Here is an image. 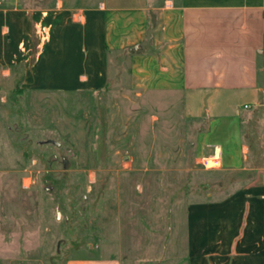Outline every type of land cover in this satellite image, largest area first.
Here are the masks:
<instances>
[{"label":"crops","instance_id":"obj_1","mask_svg":"<svg viewBox=\"0 0 264 264\" xmlns=\"http://www.w3.org/2000/svg\"><path fill=\"white\" fill-rule=\"evenodd\" d=\"M112 58L115 75L126 64L144 89L185 96L217 165V194L187 208L185 264H264V0H0V91L102 90Z\"/></svg>","mask_w":264,"mask_h":264},{"label":"rangeland","instance_id":"obj_2","mask_svg":"<svg viewBox=\"0 0 264 264\" xmlns=\"http://www.w3.org/2000/svg\"><path fill=\"white\" fill-rule=\"evenodd\" d=\"M128 69L98 91L2 81L0 264H185L187 208L217 194V165L203 163L185 96L144 89Z\"/></svg>","mask_w":264,"mask_h":264},{"label":"water","instance_id":"obj_3","mask_svg":"<svg viewBox=\"0 0 264 264\" xmlns=\"http://www.w3.org/2000/svg\"><path fill=\"white\" fill-rule=\"evenodd\" d=\"M50 142H54L53 140H49ZM56 144H58V142H55Z\"/></svg>","mask_w":264,"mask_h":264},{"label":"built area","instance_id":"obj_4","mask_svg":"<svg viewBox=\"0 0 264 264\" xmlns=\"http://www.w3.org/2000/svg\"><path fill=\"white\" fill-rule=\"evenodd\" d=\"M205 161H206V159H204V162H203L204 164H205ZM205 165H206V164H205Z\"/></svg>","mask_w":264,"mask_h":264},{"label":"trees","instance_id":"obj_5","mask_svg":"<svg viewBox=\"0 0 264 264\" xmlns=\"http://www.w3.org/2000/svg\"><path fill=\"white\" fill-rule=\"evenodd\" d=\"M18 81V83H20V80H17Z\"/></svg>","mask_w":264,"mask_h":264}]
</instances>
